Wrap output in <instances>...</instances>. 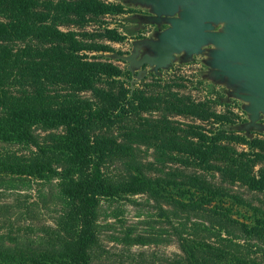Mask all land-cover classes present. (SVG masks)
Instances as JSON below:
<instances>
[{
  "label": "trees",
  "instance_id": "obj_1",
  "mask_svg": "<svg viewBox=\"0 0 264 264\" xmlns=\"http://www.w3.org/2000/svg\"><path fill=\"white\" fill-rule=\"evenodd\" d=\"M94 6L124 12L120 4L103 2L0 0V141L34 149L25 158L0 154V264H106L98 257L99 211L104 201L126 195L144 196L170 223L177 252L169 264H263L240 250L249 249L247 240H257L264 220L240 223L226 203L232 199L253 213L264 212L244 197L245 191L264 194V141L227 129L230 120L206 111L204 102L186 105L179 99L176 105L172 98L161 109L209 119L213 126L181 128L167 117L140 115L130 127L135 114L149 110L139 88L143 78L132 82L126 67L94 53L106 52V44L82 42V32L60 27L82 25V8ZM99 36L125 38L109 27ZM147 139L175 153L184 168L165 172L158 166L152 173V163L133 144ZM116 163L121 172H112ZM168 184L183 189L172 192ZM32 185L34 195L23 192ZM174 209L205 211L219 239L238 250L177 232L168 213ZM147 241L131 228L120 240Z\"/></svg>",
  "mask_w": 264,
  "mask_h": 264
},
{
  "label": "rangeland",
  "instance_id": "obj_2",
  "mask_svg": "<svg viewBox=\"0 0 264 264\" xmlns=\"http://www.w3.org/2000/svg\"><path fill=\"white\" fill-rule=\"evenodd\" d=\"M52 3H58L62 0H50ZM83 3L103 2L105 4L116 5L120 4L124 12L117 13L108 7L105 12H101L98 6L86 10L82 8V14L85 20L82 25L68 24L60 26L63 30H74L82 32V42L93 44H106V52H94L102 54L104 58L127 68V62L122 60L120 56L127 55L132 50L131 42L134 39L152 36L156 26L151 23L139 24L134 17L135 14H149L145 7L128 3L125 0H82ZM164 26V25H163ZM117 28L125 35L121 42L107 41L99 36V33L105 28ZM88 53V52H87ZM93 54V52H91ZM208 58L206 53L193 55L191 59L183 60L181 55H178L170 65L155 73L150 66L145 65L143 81L139 83L140 90L149 102L147 108L133 116L130 127H135L136 119L140 115L151 119L158 117H167L177 121L181 128H189L190 125H202L205 128L213 126L209 119L198 120L191 114L173 115L166 109H161L165 100L173 99L176 105H179L177 100L181 99L186 105L204 102L203 108L206 111L215 110L217 113L223 114L230 120V123L224 125L227 129L240 132L246 140L257 139L260 142L264 141V129H250L248 132L235 128L248 120V114L244 110L245 102L239 98L228 95V87L225 83L215 82L207 78L204 73L208 70V65L205 60ZM142 69V68H140ZM138 71L135 70V73ZM141 78V79H142ZM135 76L132 75V79ZM139 81V80H136ZM134 81V82H136ZM157 108L158 110H156ZM264 125V116L258 120ZM218 125V124H216ZM119 127V131H121ZM188 138H191L187 135ZM147 144H139L134 142L137 148V155L152 163L151 172L154 173L156 167L161 166L162 170L172 171L174 168L182 167L184 164L177 161L175 153L163 151L155 148L152 140L147 139ZM236 149L247 150L245 144L231 143ZM34 149L28 145L0 141L1 155H15L22 158L28 157L33 153ZM112 165V172L118 173L122 171V167L116 163ZM188 169L189 167L186 166ZM257 168V167H256ZM111 170V169H109ZM172 192L177 189H183V186L177 184L166 185ZM27 188V187H25ZM34 185L31 189L23 190L24 193L34 195ZM231 188L236 189V186ZM244 197L253 204H258L260 210H264V194L244 192ZM142 195H126L114 200H106L102 203L99 211L100 223V243L101 248L98 257L106 264H169L172 254L177 252V244L175 235L172 233V227L165 217H159L158 211L151 207L149 202L144 200ZM188 198V196H187ZM226 206L230 208L231 218L240 223L252 226L256 219L264 220V212L253 213L249 207L237 205L234 200L228 199ZM169 218L176 227L177 232L195 240L214 243L217 245L227 246L232 252L238 250L237 247L227 244L219 239L218 233L213 230L214 223L206 221L207 213L205 211H180L170 210ZM262 224V223H261ZM131 228L134 234L144 233L148 241L143 245H126L120 242L123 232ZM257 231V240H247L250 244L249 249L240 250L241 255H246L248 258H255L264 264V224L260 225ZM245 238H249L248 234L244 233ZM166 238H171V242H166ZM257 253H253L254 244Z\"/></svg>",
  "mask_w": 264,
  "mask_h": 264
},
{
  "label": "water",
  "instance_id": "obj_3",
  "mask_svg": "<svg viewBox=\"0 0 264 264\" xmlns=\"http://www.w3.org/2000/svg\"><path fill=\"white\" fill-rule=\"evenodd\" d=\"M125 1L149 12L134 15L139 24L156 26L152 36L134 39L130 53L120 56L135 76L132 82L144 76L145 65L158 73L178 55L188 60L206 53L204 75L245 102L248 120L235 128L264 129L258 122L264 116V0Z\"/></svg>",
  "mask_w": 264,
  "mask_h": 264
}]
</instances>
